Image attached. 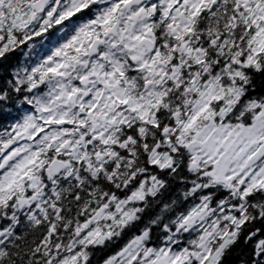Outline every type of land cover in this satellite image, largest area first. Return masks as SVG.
Instances as JSON below:
<instances>
[{
    "label": "snow or ice",
    "instance_id": "1",
    "mask_svg": "<svg viewBox=\"0 0 264 264\" xmlns=\"http://www.w3.org/2000/svg\"><path fill=\"white\" fill-rule=\"evenodd\" d=\"M0 264H264V0H0Z\"/></svg>",
    "mask_w": 264,
    "mask_h": 264
}]
</instances>
